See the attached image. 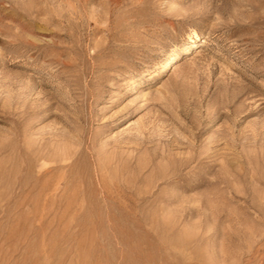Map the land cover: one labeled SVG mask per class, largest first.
Returning a JSON list of instances; mask_svg holds the SVG:
<instances>
[{
    "label": "rangeland",
    "instance_id": "374dc122",
    "mask_svg": "<svg viewBox=\"0 0 264 264\" xmlns=\"http://www.w3.org/2000/svg\"><path fill=\"white\" fill-rule=\"evenodd\" d=\"M0 264H264V0H0Z\"/></svg>",
    "mask_w": 264,
    "mask_h": 264
},
{
    "label": "bare ground",
    "instance_id": "6f19581e",
    "mask_svg": "<svg viewBox=\"0 0 264 264\" xmlns=\"http://www.w3.org/2000/svg\"><path fill=\"white\" fill-rule=\"evenodd\" d=\"M188 46H185V47H183V50H182V52L181 53H185L186 52V48H187ZM188 51V50H187ZM167 59V58H166ZM167 61H169V60H167Z\"/></svg>",
    "mask_w": 264,
    "mask_h": 264
}]
</instances>
